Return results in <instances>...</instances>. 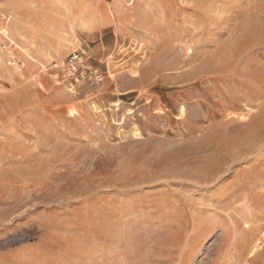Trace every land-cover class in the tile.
I'll list each match as a JSON object with an SVG mask.
<instances>
[{
	"label": "rangeland",
	"instance_id": "rangeland-1",
	"mask_svg": "<svg viewBox=\"0 0 264 264\" xmlns=\"http://www.w3.org/2000/svg\"><path fill=\"white\" fill-rule=\"evenodd\" d=\"M0 264H264V0H0Z\"/></svg>",
	"mask_w": 264,
	"mask_h": 264
},
{
	"label": "built area",
	"instance_id": "built-area-1",
	"mask_svg": "<svg viewBox=\"0 0 264 264\" xmlns=\"http://www.w3.org/2000/svg\"><path fill=\"white\" fill-rule=\"evenodd\" d=\"M85 56V52L74 53V55L68 61L64 62L63 66L61 67L64 74L71 79H78V70L84 67Z\"/></svg>",
	"mask_w": 264,
	"mask_h": 264
}]
</instances>
